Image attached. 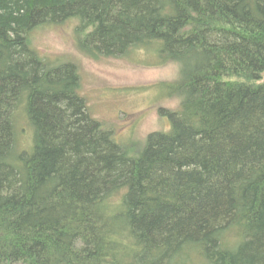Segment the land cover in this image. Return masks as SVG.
Instances as JSON below:
<instances>
[{
	"label": "trees",
	"instance_id": "obj_1",
	"mask_svg": "<svg viewBox=\"0 0 264 264\" xmlns=\"http://www.w3.org/2000/svg\"><path fill=\"white\" fill-rule=\"evenodd\" d=\"M71 21L92 57L178 65L142 146L33 47ZM0 264H264V0H0Z\"/></svg>",
	"mask_w": 264,
	"mask_h": 264
},
{
	"label": "rangeland",
	"instance_id": "obj_2",
	"mask_svg": "<svg viewBox=\"0 0 264 264\" xmlns=\"http://www.w3.org/2000/svg\"><path fill=\"white\" fill-rule=\"evenodd\" d=\"M52 25L34 31L33 47L53 64L78 65L80 93L91 114L111 126L119 144L142 146L149 133L169 126L158 108L175 109L180 103L179 97L166 95V84L179 77L178 65H159L153 61L157 56L150 57L151 49L120 57H92L79 48L74 22ZM27 119L22 111L17 116V148L22 150L33 148V130Z\"/></svg>",
	"mask_w": 264,
	"mask_h": 264
}]
</instances>
